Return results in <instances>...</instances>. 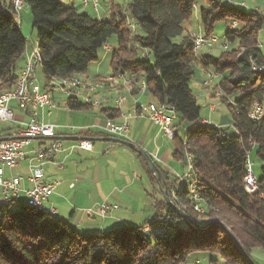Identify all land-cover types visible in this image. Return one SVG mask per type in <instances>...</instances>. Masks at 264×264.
<instances>
[{
  "label": "trees",
  "instance_id": "1",
  "mask_svg": "<svg viewBox=\"0 0 264 264\" xmlns=\"http://www.w3.org/2000/svg\"><path fill=\"white\" fill-rule=\"evenodd\" d=\"M74 1L22 0L31 13L38 44L42 90L51 95V80L85 73L115 36L109 75L128 80L126 93L131 96L143 91L150 102L163 103L175 115L174 128L184 127L174 155L191 157L202 211H194L187 187L177 193L178 183L172 191L171 186L167 189L169 196L174 194L171 201L199 226H183L182 217L164 200L140 225L85 232L44 207L14 199L0 203V264H184L198 251L218 253L221 260L211 264H264L254 252L259 249L264 254V114L257 121L248 117L253 102L264 105V75L252 68L264 64L258 42V32L264 29L263 10L241 3L235 6L229 0H204L197 12L199 33L210 38L217 21L229 24L223 35L227 48L222 47L217 56L200 57L193 52L191 31L184 29L198 0H127L124 9L111 4L105 17L78 11ZM15 15L13 0H0V92L12 89L22 70L18 71L17 60L27 40ZM233 21L237 25L231 27ZM195 63L216 74L214 95L220 92L216 96L231 114L235 134L202 120L190 87ZM112 83H106V91ZM66 105L72 110L92 107L72 97H66ZM97 109L110 119L120 108ZM253 147L261 163L260 177L257 189L247 192L245 163ZM143 164L155 179L148 163Z\"/></svg>",
  "mask_w": 264,
  "mask_h": 264
},
{
  "label": "crops",
  "instance_id": "2",
  "mask_svg": "<svg viewBox=\"0 0 264 264\" xmlns=\"http://www.w3.org/2000/svg\"><path fill=\"white\" fill-rule=\"evenodd\" d=\"M5 1L9 2V0ZM77 1L81 4L80 0ZM97 1L98 5L102 2V4L105 3V6L104 4L103 7L100 5L98 12H95V10L90 7L91 15L96 17L107 16L110 12L109 3H116L114 0ZM229 1L233 3L235 0ZM255 1L256 0H253V2ZM65 2L69 3L71 0ZM240 3L247 6L245 1H241L239 4ZM74 4H76V0ZM202 4H204V0H198V5L194 12H198V8ZM252 7L264 10V6L258 5L257 2H255ZM18 18H20L18 26L22 32L21 10ZM184 29L185 31L194 33L189 22L184 23ZM262 31L264 32V29H261L258 35ZM35 42L36 39L34 37V41L30 42L28 47L26 46L24 53L18 58V71L24 66ZM259 45L262 50L264 40L260 39ZM99 60L100 58L98 56L95 65L99 64ZM91 65L92 63L89 64L85 71V76H103L97 69H92L93 71H91ZM87 78L94 80L89 77ZM203 78L199 85H194V91L200 95L206 88L209 89L210 86L212 87V84L206 85L204 83L205 79ZM119 87H122V90H120L122 93L117 91ZM128 90V84L125 85L123 80L120 79L113 81L110 89L101 92L102 94H100V97L106 95L113 99L114 96L118 94L122 95L123 92L126 93ZM207 93L208 97H214L213 99L216 98L214 96V91L209 92L207 90ZM86 97H90V100H97V93L90 94ZM125 97V101L121 105L118 114L110 119L121 122L123 115L130 111L134 100L142 104L151 101L143 91L134 97L126 93ZM51 98L56 104L53 109L31 106L29 110L24 111L15 103H12L11 107L14 116L12 124L18 125L21 122L27 123L30 120L31 112H36L38 120L55 123L57 126L56 136L65 137L61 139L65 146L74 144L82 137L90 141V148L86 150L75 149L72 152H68L67 150L59 151L53 160L43 165V178L49 181H59L57 188L49 196L45 206L55 209V215L67 220L77 229L85 232H103L106 229L117 226V224L140 225L154 215L164 201V197L159 189V187H163V183L158 180L155 175V179L149 177L143 164V161L146 160L138 150L145 151L151 157L152 161L157 165L161 175L162 173L166 174V185L173 187L177 177L182 176L187 171L186 156L181 158L174 155L177 145L176 142L179 138H182L184 134V131L180 133L178 130L182 126L180 125L177 129L175 128L177 139H175V137L169 138L162 132L158 125H155L146 117H132L130 119L128 137L124 140L134 144L136 147V149H134L122 143L107 139L116 136L110 134L105 129V123L109 118L103 112L99 111L97 106L72 110L68 108L66 105V98L61 94L54 95V93H51ZM209 101L207 107L211 110L210 107L213 106L215 110L216 104L211 103V100ZM202 120L206 122L205 119L202 118ZM2 123H0V125H2L0 126V132L3 137H6L9 135L10 126L12 125L5 122ZM218 125L222 124H215V126ZM70 127H74L75 129L72 130ZM77 128L82 129L77 130ZM50 140L49 138L34 139L25 146V149L28 151L40 144V141L48 143ZM252 150H255V148L253 147ZM31 155V152H28L25 159L17 166L12 169H4V177L13 175L21 178V190L16 196L9 199L0 189V203L14 199L18 201H29L25 194V190L31 187V182L28 179L30 173L28 161ZM103 203H115L119 208L109 212L108 215L103 218L97 213L99 205ZM255 250V254L264 262V254H262L259 249Z\"/></svg>",
  "mask_w": 264,
  "mask_h": 264
},
{
  "label": "built area",
  "instance_id": "3",
  "mask_svg": "<svg viewBox=\"0 0 264 264\" xmlns=\"http://www.w3.org/2000/svg\"><path fill=\"white\" fill-rule=\"evenodd\" d=\"M83 7H87L90 4L92 8L98 12V1L97 0H82ZM13 6L16 10V15L19 17V13L22 7H19L16 0H13ZM264 13V10L262 11ZM237 25L236 21L230 23L231 27ZM193 38V52L198 53L199 49L204 46L212 45L216 42L213 37L206 38L201 33H192ZM225 43L227 41L223 39L222 47L225 48ZM111 46L104 45L103 50H110ZM36 56H32L31 52L28 55L26 62L19 72L18 77L21 78V87L13 95H8L0 101V121L8 123L10 126V133L8 136L3 137L0 132V189L5 194L6 197L11 199L16 196L21 190L19 176H8L4 177V169H12L17 166L23 159H25L26 154L31 152V157H29V181L31 182V187L25 190L26 196L29 200H35L36 202L43 205L47 210L55 211L53 208H47L45 203L49 196L57 188L59 181L57 180H45L43 178V165L53 160L57 152L62 150H67L72 152L75 149L86 150L90 148V141L86 138H79L77 142L69 146H65L62 140L56 138V128L55 123L43 122L37 119L36 112H31L30 120L25 123L21 122L18 125H13V109L11 107L12 103H15L19 108L24 111L30 109L31 106L34 107H48L53 109L56 104L52 100L49 92L42 90L41 85L36 79ZM254 70L264 71V64L260 67L253 65ZM111 75H105L101 78H110ZM216 78V74L210 70L205 72L204 83L209 85ZM93 79V78H92ZM52 85V80L50 81ZM124 84H128V80H124ZM54 89L61 94L63 97H72L79 99L80 101L89 104L90 106H101L113 105L114 107L120 108L126 97H118V99H112L111 101H100V94L97 93V100H89L87 97H82L80 95V88H87L80 84H70V85H52ZM144 88V83L141 85ZM89 90V89H87ZM218 96L219 91L215 92ZM214 110V107H210ZM264 114V105L257 102H253L248 111V117L251 120L257 121ZM132 117H146L155 125L162 130V132L169 138H173L176 135V129L174 128L175 115L171 114L170 109H168L163 103L156 104L153 102L142 104L137 100L133 101L130 111L123 115L121 122H116L112 119H107L105 123V129L112 135L126 139L130 130V119ZM70 129H75L70 127ZM82 128H77L81 130ZM51 139L48 143L40 141V144L26 150L25 146L34 139ZM253 144V143H251ZM249 151L247 153V159L245 163L246 175L244 177V188L247 192H253L257 189V178L252 172V162L250 160ZM186 166L187 171L182 176L177 177L173 187L177 183H185V178H192L191 194L187 195L189 200H191L196 210L202 211V206H199L198 202V189H194V182L196 181L193 177L191 167L189 165V156L186 155ZM119 206L115 203H103L99 205L97 213L100 217H106L109 212L118 209Z\"/></svg>",
  "mask_w": 264,
  "mask_h": 264
},
{
  "label": "rangeland",
  "instance_id": "4",
  "mask_svg": "<svg viewBox=\"0 0 264 264\" xmlns=\"http://www.w3.org/2000/svg\"><path fill=\"white\" fill-rule=\"evenodd\" d=\"M64 1H69V0H64ZM114 1L119 6H122L123 9L127 3V0H114ZM241 1H245L247 4V7L251 8V9H253L252 6L255 2H257V4L260 6H264V0H256L255 2H253V0H235L233 2V4L235 6L236 5L238 6L239 2H241ZM103 4L105 6V3H103ZM103 4H102V2L100 3V5L102 7H103ZM109 4L111 5V2ZM75 5H76L78 11L84 10L87 13L92 14L90 11L91 10L90 7H92V6L89 5L87 7H83L82 3L80 4L77 0H76ZM100 5H98V9H100ZM20 7H22V9H21L22 26H23L22 33L26 37V40H27L26 46L28 47L30 42L34 41L35 31L32 29V19H31V13H30L29 9L23 3L21 4ZM243 9L247 10V8H243ZM15 17L17 18V19L15 18L16 23L19 24L20 18H18L17 15H15ZM188 22L192 26L193 32L198 33L199 29H200V24H199L198 19H197V12L196 11L193 12V14H192V16ZM228 24L226 23V21H217L214 24L213 31H212V34H213L212 37L216 39V42L213 43L212 45L204 46V47L200 48L198 51V56L201 57L204 54H211V55L217 56L223 51L221 45L223 42V35L227 29ZM258 37H259L258 42L260 44V39L264 40V32L262 31L258 35ZM115 44H116L115 36H112L110 39H108V42H107L108 46L110 45L112 47ZM261 51L264 54V46H263V49ZM110 55H111V51H109V50L104 51L103 48L100 49V51L98 52L100 62L97 65H95V62H93L91 65V68H90L91 71L97 69L98 72L103 76L110 74L111 73ZM193 70H194V74H193L192 80L190 82V87L193 90H195L194 85H199L202 82L201 80H202L203 76H204L203 79H205V73H204L205 70H203V68L200 67L199 64H197V63L194 64ZM36 79H37L38 83L44 84V77H43V73H42L40 65H37V67H36ZM216 82H217V78L215 80H213V82L211 83L212 86L214 85L216 87ZM53 84L59 85V82L54 79ZM215 87L212 88L210 86L209 89L206 88V90L201 92V95L199 93L195 92L197 102L201 107V110H200L201 117L206 120V122H205L206 124L214 125V126H215V124H222L220 126H222L223 128H226L227 134H235L236 130L232 126L231 114L228 112V109L225 106V104H223L220 101V99H217L216 95H214L216 97L215 99H213L214 97L210 98L207 96V94H208L207 90L209 92H213V91H215ZM212 89H213V91H212ZM53 90L54 91H51V93H54V95L55 94L59 95L55 89H53ZM209 100H211V103L216 104L215 110H209V108L207 107L208 103L210 102ZM0 123H2V122H0ZM2 124H4V123H2ZM0 126H2V125H0ZM178 130L181 133V131H184V127L182 126ZM250 160L252 162V172L256 178H259L260 177V165H261V163H260V160L255 155V150H251ZM27 199H29V198H27ZM12 207L14 208V206H12ZM180 223L185 227H187L189 225L184 220L180 221ZM204 223H206V222H204ZM120 225L121 224H117V227ZM254 252L256 253V250H254ZM211 260H219L220 261L221 258L219 257L218 253H212V252H208V251H198V252H195V253H192L191 255H189L187 258V261L184 264H211Z\"/></svg>",
  "mask_w": 264,
  "mask_h": 264
},
{
  "label": "bare ground",
  "instance_id": "5",
  "mask_svg": "<svg viewBox=\"0 0 264 264\" xmlns=\"http://www.w3.org/2000/svg\"><path fill=\"white\" fill-rule=\"evenodd\" d=\"M80 1H81L82 5H83L82 0H80ZM16 2L18 4V6L20 7L21 4H22V0H16ZM37 46H38V44H37V41H36L35 44L32 47V51H31V55L32 56H36V64H38L39 61H40V56H39L40 53L38 52V49H37L38 47ZM226 46H227V43H225V48H227ZM260 72L263 73V75H264V71H260ZM119 79H122V78H120V76H118V77L114 76V77H110L108 79L107 78H100V79L90 80V79H88L85 76L84 73H80V74H77L74 77H70V78L65 79L63 81H58V80L57 81L59 82V85L80 84V85H83L84 87H87V88H80V95L86 97V96H89L90 94H94V93L102 94L101 92H104V91L107 90L106 86H107L108 83H112L113 81H116V80H119ZM20 87H21V78L18 77L14 87L11 90H6V91L0 92V101H2L3 98L7 97L8 95H13L14 93H16L19 90ZM87 89H89V90H87ZM118 97H125V95L118 94V95L114 96L113 99H118ZM87 99L90 100V97H88ZM111 100H112V98H108L106 95H102L100 97V101H111ZM189 165L191 167V171L194 173L193 165L191 163V157L190 156H189ZM187 185H192V178H185V183H178V185L176 186V193L179 190H181L184 186L187 187L188 189H190V192H191V186H187ZM176 193H175V195H176ZM29 201L33 205H35V206H37L39 208H43L44 207L43 205H40V203L36 202L35 200H29ZM194 211L199 212L198 210H196L195 205H194ZM49 212L52 213V214L54 213V211H51V210H49Z\"/></svg>",
  "mask_w": 264,
  "mask_h": 264
},
{
  "label": "water",
  "instance_id": "6",
  "mask_svg": "<svg viewBox=\"0 0 264 264\" xmlns=\"http://www.w3.org/2000/svg\"><path fill=\"white\" fill-rule=\"evenodd\" d=\"M58 139H62V138H65V137H57ZM111 141H114V142H118V143H122L124 145H127L131 148H134L136 149L135 145L132 144L131 142L129 141H126L124 139H121L119 137H110V138H107ZM138 152L145 158L146 162L148 163L149 165V168L151 170V172L157 177L158 180H160L162 183H163V187H159L163 197H164V200L165 202L171 206L174 210L177 211V213L182 217L183 220H185L190 226L194 227V228H198L199 224H197L196 222H194V220L192 218H190V216H188L182 209H180L178 206H176L170 199L169 197V193H168V189H167V185H166V182L164 180V178L162 177L157 165L154 163V161H152L151 157L145 152V151H142V150H138ZM207 223H203L201 224L202 226H205ZM232 239L234 240L235 244L237 245V247L239 248V250L245 254L242 250V247L239 245V243L236 241L235 238L232 237Z\"/></svg>",
  "mask_w": 264,
  "mask_h": 264
}]
</instances>
